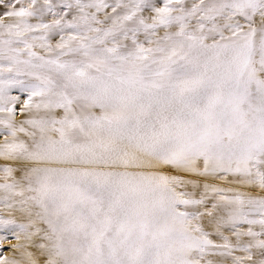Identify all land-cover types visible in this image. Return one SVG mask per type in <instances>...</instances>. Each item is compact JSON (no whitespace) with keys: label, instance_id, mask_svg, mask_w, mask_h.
I'll return each mask as SVG.
<instances>
[{"label":"snow or ice","instance_id":"1","mask_svg":"<svg viewBox=\"0 0 264 264\" xmlns=\"http://www.w3.org/2000/svg\"><path fill=\"white\" fill-rule=\"evenodd\" d=\"M0 264H264V0H0Z\"/></svg>","mask_w":264,"mask_h":264},{"label":"rangeland","instance_id":"2","mask_svg":"<svg viewBox=\"0 0 264 264\" xmlns=\"http://www.w3.org/2000/svg\"><path fill=\"white\" fill-rule=\"evenodd\" d=\"M13 94H16V93H13ZM14 242V241H13ZM5 247H7V244L5 243Z\"/></svg>","mask_w":264,"mask_h":264}]
</instances>
